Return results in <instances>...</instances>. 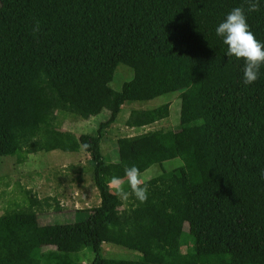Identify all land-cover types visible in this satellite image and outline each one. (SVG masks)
Segmentation results:
<instances>
[{
  "label": "trees",
  "instance_id": "obj_1",
  "mask_svg": "<svg viewBox=\"0 0 264 264\" xmlns=\"http://www.w3.org/2000/svg\"><path fill=\"white\" fill-rule=\"evenodd\" d=\"M241 6L247 10L245 0H0V156L22 164L39 151L83 149L100 197L81 220L10 229L8 218L34 216L55 200L23 188L22 202L0 214V264H264V65L245 85V62L226 55L215 31ZM246 16L264 43V0ZM120 63L133 75L115 90ZM176 91L178 128L118 137L117 159L104 161L101 140L125 102ZM169 105L131 108L124 124L152 125ZM104 109L96 135L53 126L57 112L87 119ZM173 158L182 164L144 181L146 203L107 187L125 167L143 172ZM184 215L186 230L175 226ZM106 242L142 256L107 258ZM83 250L93 253L88 263L77 259Z\"/></svg>",
  "mask_w": 264,
  "mask_h": 264
},
{
  "label": "rangeland",
  "instance_id": "obj_2",
  "mask_svg": "<svg viewBox=\"0 0 264 264\" xmlns=\"http://www.w3.org/2000/svg\"><path fill=\"white\" fill-rule=\"evenodd\" d=\"M132 69L125 64H118L110 86L120 90L122 83L131 79ZM179 91L169 92L150 100L127 101L122 105V110L117 120L111 124L101 140V152L105 162L117 159L118 137L135 134L147 129L162 128L175 130L179 127L180 99ZM169 103V115L152 125L141 128L127 127L124 122L131 108L148 109L163 103ZM107 110L84 119L72 113L57 112V120L54 127L70 132L75 135L89 133L96 135L98 123L108 116ZM34 156V157H33ZM32 159V160H31ZM31 160V161H30ZM23 164V163H22ZM182 164L181 159L173 158L162 163H155L141 172L143 180H147L163 170H170ZM93 161L83 149L77 152H66L60 149L39 151L30 154L23 165L16 163L11 155L0 156V214L8 206L12 207L15 202H22V189L30 186L31 190L36 187L39 197L55 198L48 200L50 207L42 205V211L36 215L25 218H8L9 224H22L29 226L43 223H63L78 221L84 218L86 207L96 206L99 202L98 191L93 182ZM34 182L36 185H34ZM57 203L60 206L57 209ZM78 209V210H76ZM186 215L180 221L175 222L176 227L187 229ZM103 255L107 258L139 259L142 254L136 250L124 246L106 242L103 243ZM51 249L44 247L43 251ZM77 259L82 263H88L93 253L88 250L79 251ZM73 259V255L69 254ZM45 264V260H42Z\"/></svg>",
  "mask_w": 264,
  "mask_h": 264
},
{
  "label": "clouds",
  "instance_id": "obj_3",
  "mask_svg": "<svg viewBox=\"0 0 264 264\" xmlns=\"http://www.w3.org/2000/svg\"><path fill=\"white\" fill-rule=\"evenodd\" d=\"M247 10L244 7L234 8L226 19L215 29L216 34L223 38V43L227 45L226 55L231 58L242 59L244 66V84H254L259 79L260 68L264 65V43L260 42L255 34L250 30L247 22V12H258L261 8V0H245ZM34 32H39V22L33 28ZM125 177H111L107 182L110 192H114L117 197L127 201L130 196L140 203L148 200V188L145 184L140 169L135 165L125 167ZM125 183L130 188V192L125 190Z\"/></svg>",
  "mask_w": 264,
  "mask_h": 264
},
{
  "label": "crops",
  "instance_id": "obj_4",
  "mask_svg": "<svg viewBox=\"0 0 264 264\" xmlns=\"http://www.w3.org/2000/svg\"><path fill=\"white\" fill-rule=\"evenodd\" d=\"M81 150V149H80ZM34 157V156H33ZM32 160V159H31ZM30 160V161H31ZM24 164V163H23ZM23 164H21V165H23ZM93 179V178H92ZM94 182V181H93ZM34 185H36V183L34 182ZM96 187V186H95ZM26 188H28V189H30L31 187L30 186H27ZM97 189V188H96ZM38 189L35 187L34 189H33V191H32V193H35L36 191H37ZM98 191V190H97ZM98 195H99V192H98ZM37 197L38 198H40L39 197V193H38V195H37ZM98 202H100V197H99V201ZM99 204V203H98ZM97 204V205H98ZM96 205V206H97ZM88 207H86V208H81V209H87ZM76 210H78V209H76ZM83 215H84V217L86 216V212L84 211V213H83ZM6 223H7V226L10 228V229H18V228H23V227H25V226H23L22 224H9V222H8V219L6 220ZM38 223V222H37ZM33 225H36V224H33ZM33 225H29V226H33Z\"/></svg>",
  "mask_w": 264,
  "mask_h": 264
}]
</instances>
